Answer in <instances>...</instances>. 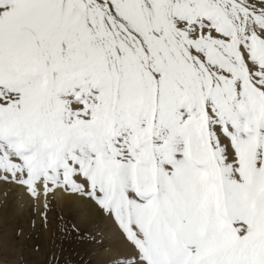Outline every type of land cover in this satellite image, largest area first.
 <instances>
[{
	"label": "snow or ice",
	"instance_id": "1",
	"mask_svg": "<svg viewBox=\"0 0 264 264\" xmlns=\"http://www.w3.org/2000/svg\"><path fill=\"white\" fill-rule=\"evenodd\" d=\"M0 181L112 264H264V0H0Z\"/></svg>",
	"mask_w": 264,
	"mask_h": 264
},
{
	"label": "rangeland",
	"instance_id": "2",
	"mask_svg": "<svg viewBox=\"0 0 264 264\" xmlns=\"http://www.w3.org/2000/svg\"><path fill=\"white\" fill-rule=\"evenodd\" d=\"M0 183L7 185L4 187L7 190L6 200L0 202V211L5 209L10 212L8 217L11 219L22 216L27 228L23 237L20 229L15 231L14 248L5 259H19L16 264H33L40 254L45 235L51 254L43 257V264H112L118 258L122 251L120 242L118 246V230L110 219L99 212L94 202L80 197L83 210L79 212L68 205L58 208L54 205L53 195H50L47 208L44 202L38 208L37 200L31 198L25 207H20L22 210L19 213L13 210V206L23 190L15 184L12 189V184ZM111 231L113 234H110Z\"/></svg>",
	"mask_w": 264,
	"mask_h": 264
},
{
	"label": "bare ground",
	"instance_id": "3",
	"mask_svg": "<svg viewBox=\"0 0 264 264\" xmlns=\"http://www.w3.org/2000/svg\"><path fill=\"white\" fill-rule=\"evenodd\" d=\"M6 186L7 185H3L2 183H0V202H2V200H6L7 190H4V187ZM10 188L12 189L15 188V185L13 184L10 185ZM28 202H31V197L28 196L27 193L23 190L22 195L18 196L15 205L13 206V210H16L17 212L20 213V211L22 210V208L20 207H25ZM43 202H44L43 198L37 200L38 208L41 207ZM53 202L54 205L57 206L58 208L68 205L71 206L73 209L79 210V212L83 210L82 199L78 196H74L69 193H62L58 191L55 195H53ZM2 207L4 206L2 205ZM90 207L93 208L92 206ZM9 214L10 212H7L5 209L0 211V232L2 231L1 233L2 235L0 237V264H16V262L19 259L16 260V259H5V258L6 257L8 258V256L10 255L9 251H12V249L14 248V241L16 239L15 231L17 229H20L21 237H23V235H25L27 232V228L24 224L22 216H20L19 218L11 219L10 217H8ZM110 234H113L112 231L110 232ZM118 246H119V241H118ZM49 253L51 254V251H49L46 246V235H45L40 245V254H38V258L36 259L35 262H33V264H43V257H45V255Z\"/></svg>",
	"mask_w": 264,
	"mask_h": 264
}]
</instances>
